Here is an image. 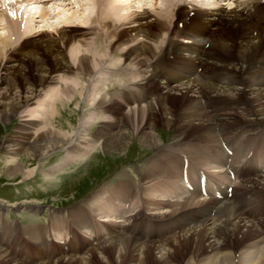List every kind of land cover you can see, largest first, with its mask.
<instances>
[{
	"label": "bare ground",
	"instance_id": "bare-ground-1",
	"mask_svg": "<svg viewBox=\"0 0 264 264\" xmlns=\"http://www.w3.org/2000/svg\"><path fill=\"white\" fill-rule=\"evenodd\" d=\"M142 1L94 0L98 14L95 18L87 15V18L95 21L98 28H89L88 33V31H84L85 28L81 25L70 30L67 27H62L63 24L62 26L59 25L55 35L44 31L37 33L35 51H28L32 46L30 43L26 44L28 45L25 47L26 50H23V42L17 48L19 49L18 55L21 52L27 53V51V55H29L27 60L20 62V65L19 63L18 65L14 64L17 62L16 59L9 61L5 56L10 41L14 44L22 37L20 36L21 33L20 35L17 33L20 31L17 15L5 13L6 25L11 33L0 34V86L3 83V87H0L1 119L8 122L18 112L22 110L24 112L28 105L34 103V99L44 87L55 84L56 80L53 74L65 72V83L61 86V90L55 92L53 89L54 94L48 93L49 104L43 102L54 111L55 100L58 101L60 95H63L67 102L75 100L74 96L77 94L82 96L84 88L81 83H78L79 79L87 77L88 80H92L93 74L96 73L101 76L105 74L115 75L116 72L110 73V67L104 70V66L110 60V65L119 68L111 59L123 57L119 62L134 66L135 69L124 70L126 79L133 83L127 85L124 92L120 91L124 98L120 102L121 105H128V102L137 103L136 94L133 90L140 86V89L150 86L147 91L148 98L157 91H160V95L153 102L146 101L145 107L133 108L120 114L122 107L119 106L118 100L114 103L111 100L108 102L103 97H98L97 86L90 83L89 88L87 84L90 92L87 97L88 102L92 100V108L95 112L92 120L95 121L102 110L108 112L114 121L111 122L114 125H108V128H113L103 141V150L119 151L124 149L128 133L124 129H117V131L114 129L117 128L120 120L127 127L136 125L134 130L138 134L139 143L148 149H157L162 142L151 131H147L148 128L154 130L159 124L175 129L178 135L174 139L178 144L168 147L166 153L155 157L156 164L146 166L143 172V178L147 182L146 179L153 177L155 173L154 165L157 168L156 173L159 175L162 188L148 193L152 190L142 185L133 190L129 185L126 186L125 182H120L112 188L114 192L109 191L112 192L110 197L100 200L103 194L99 192L92 198L94 207L90 210L95 213L99 221L105 220L102 223L109 235V238L94 248L93 251L105 246L113 254L111 258H116L117 264H123L124 259L130 255H132V261L129 264H148L145 255L152 246L155 251L154 256L157 259L155 264H176L172 260L174 258L173 245L177 244L180 247L186 242L191 244L193 248L190 257L183 264H264V232L256 233L257 227L262 226L264 219L256 220L254 217L246 215L253 201L247 198L244 201L246 203L244 206L235 208L232 203L224 200V194L228 197L226 191L230 182L227 175L230 176V174H225L222 168L226 166L229 160L233 162V165L242 161L247 153L254 149V146L250 142L237 141L233 156L225 157L219 147L217 136L214 134L216 128L223 130L231 127L236 130L240 126L248 128L249 132H253L259 123L264 124V12L263 8L257 6H263L262 0H233L235 7L229 10L223 6L200 10L198 7L187 3L186 0H159L160 5L155 6V10L145 9L146 5H143L145 8L142 11L135 10L130 11L127 15L121 14L120 11L124 9L126 11L132 9L130 6L132 3L134 4L133 8H136L135 5H140ZM75 2L76 0L53 1L49 5L50 9L47 16H57L56 19H60V13L69 10L65 7L71 6L72 8ZM121 2L123 6L120 7L118 3ZM142 7H139L138 10ZM122 8L124 9L121 10ZM190 13L193 15L188 19ZM44 16H46L45 11L39 15L40 18ZM20 17L21 14H19ZM84 22L87 21L84 20ZM179 23H183V29L178 27ZM161 33L166 34V37L158 40L157 43L156 39L157 37L159 39ZM87 34L93 35V39L88 43H93L94 48L87 47L85 54L82 50H73L74 53L71 51L73 53L71 56L72 65L65 62L64 49L74 43H83L81 39H84ZM175 34L179 38L188 40L180 42L178 38L177 40L174 38ZM198 37L199 40L196 39ZM102 40L104 41L102 42ZM207 42L209 46L205 49ZM126 43L132 44L127 47L129 44ZM121 44H125L127 48L124 46V49H120ZM84 45L79 48L84 49ZM214 48H218L220 52H217L222 53V55L217 54ZM110 50L114 51L112 58L106 55V52L112 53ZM33 52H35L34 55ZM78 52H82L81 55H77ZM102 53L105 54L101 55ZM169 56H172L173 60H168ZM4 58L7 61H4ZM128 59L131 62L126 61ZM199 68L202 71L197 74ZM120 70L122 69L120 68ZM72 72H75L73 78L70 76ZM140 76V81H137L136 78ZM151 77L162 80L163 84L155 82L144 86L141 80ZM106 79L107 82L109 79L108 77ZM138 82L140 85H136ZM119 86L116 89H119ZM61 100L59 101L62 102ZM174 102L178 103L179 106H175ZM235 105L241 107L239 114L231 112ZM33 115L34 111L26 110L22 117L28 118L24 119V125L22 123L18 128V132L26 136L25 139H27L21 142L30 143L29 147L24 148L16 143L17 140L14 142L8 138L3 144H0V150L4 151L3 154L12 163L7 164L4 171L5 175L9 177L21 174V180L30 179L35 172V168H31L34 160L39 161L56 149H65L71 139L70 130L66 128L54 130L51 129L53 127H47L40 135L31 132L33 128L30 126H34V124L29 117H33ZM239 121H242V124ZM85 124L88 125V121ZM142 125L145 127L142 128ZM85 127H81V135L86 134ZM112 131L115 132L111 133ZM222 132L225 134L229 131L223 130ZM100 140L103 139L99 135L97 141ZM192 142L202 144L194 148ZM94 147V140L86 141L85 147L79 150V155L69 151L67 147L66 159L67 161L80 159ZM260 148H263L264 151V143L256 144V151ZM176 153H182L188 157L183 155L184 159L180 161ZM19 157L30 160V163H16ZM64 164L67 165L68 163ZM263 171L264 168L260 172ZM197 172H202L203 175L208 174L206 194H213L214 196L221 194L220 200L214 196H211L210 200L200 198L203 194L200 191V178ZM184 173L187 184L192 188L191 191L185 188ZM210 174L219 177L217 183L211 184ZM196 176L197 179L194 180ZM246 178L245 181L248 183L252 180L250 182L251 187L263 191L260 194H264V176L257 174L253 178ZM223 180L224 182H222ZM157 184L158 181L154 183V185ZM172 189L182 199L179 196H173ZM222 190H225V193H222ZM248 194L251 193H241L242 197H238L239 205L244 204V202L239 203V201ZM128 201H132L131 204L128 203V210H122ZM205 204H208L206 208H204ZM200 205H203V208L196 210V207ZM118 207L120 208L117 209ZM189 209H194V211L185 213ZM239 209L242 211L240 212ZM137 211L147 212V215L160 219L157 220L160 222L154 226L158 225L157 227L162 233L158 230L152 231L149 227H140L147 237L157 232L159 234L155 238L157 240L150 241V243L141 242L142 245L139 243V238L136 237L135 228H128L126 222L130 219L133 222L134 218L137 217L135 214ZM212 211H215L213 216L211 215ZM92 213H89L91 220H96ZM113 218H119V221L115 222ZM86 221L88 220L85 219L82 225ZM110 226H114L115 229H110ZM77 228L80 230L81 226L78 225ZM177 229L180 231L175 234L173 231ZM113 233L116 234L112 235ZM129 233L130 236H127L126 234ZM30 235L35 237L31 239H37L38 243L42 245L41 233L34 231ZM53 238L55 241H61V236L58 233H53ZM63 240L66 238L64 237ZM153 242L156 243L154 246L152 245ZM74 259L68 258L71 261ZM83 260L84 258H81L82 262ZM14 261L0 251V264H18ZM43 262L45 261L43 260ZM46 264H50V262Z\"/></svg>",
	"mask_w": 264,
	"mask_h": 264
},
{
	"label": "rangeland",
	"instance_id": "rangeland-1",
	"mask_svg": "<svg viewBox=\"0 0 264 264\" xmlns=\"http://www.w3.org/2000/svg\"><path fill=\"white\" fill-rule=\"evenodd\" d=\"M143 1L140 5H135L136 8H133L134 4L131 2L132 5H130V6L132 7V9H130L129 11L128 10L126 11V9L122 8L121 10H123V9L124 10L120 11L121 14L127 15L128 13H130V11H135V10L136 11H142V10H144L143 8H145V7H146L145 9H148V10L149 9L155 10V6L157 7L160 5L159 0H143ZM34 2H32V3H34ZM42 4H44V3H42ZM147 4H148V7H147ZM75 5H77V1L75 2ZM121 5L123 6L122 2L118 3V6L121 7ZM143 5L144 6L146 5V6L144 7ZM104 7L107 8V6H104ZM139 7H142V8H140L138 10ZM208 7H210V6H208ZM20 8H21V6H17V8L14 11H18V9H20ZM31 8H33V7H31ZM35 8L38 9L37 7H35ZM96 8L97 7L94 3V0H82L81 10L79 12H77L76 10L72 11L73 9L72 10L69 9L70 10L69 13H67L68 10L63 11L59 15V18L61 20L56 19L57 16H50V17L47 16L49 14L48 11L50 9L49 5L46 6L45 8L43 6H41L40 10L38 9V11H34L33 9H30V13L27 16V18H28L27 22L24 23V22H21V20L20 21L18 20V22L21 23L22 25L20 26V31L17 33L19 35L21 33L20 36H22V37H20V39L17 41V43L13 44L12 41H10L9 46H8L7 50L5 51V56H6V58H8L7 60L10 61L11 59H16L17 62L14 63L15 65H18V63L20 65L22 63L21 62L22 60L23 61L27 60L29 57V55H27L28 51L29 50L35 51V49H36L34 46L36 45L35 40H36V36L38 35L37 33H41L44 31V32H48L52 35H55L56 30L59 29V27L62 26L63 24L64 25L62 27H67V29H70V30L76 29L77 27H79L77 25H81L83 28H85L84 31H88V33L90 30L89 28H91V27L94 29L98 28L95 21L90 22L91 19L87 18V15L94 17L93 14L95 13ZM51 9H52V7H51ZM43 11L46 12V16H44L43 18H40L39 15ZM36 12H37V14H35ZM2 13H3V17H4V12H2ZM20 14H21L20 19L25 17L24 12L20 11ZM5 20H6V17L2 18L1 12H0V34H3V35H7V33H9V34L11 33L9 27L6 25ZM30 20H31V22H30ZM66 20L68 21L67 23L69 24V26L66 23ZM84 20H86L87 22H84ZM64 21H65V23H64ZM82 23H85V24H82ZM89 25H90V27L88 28L87 26H89ZM96 34H94V35L96 36ZM161 36H163V35H161ZM161 36H159V38H161ZM92 39H93V35L87 34L84 39H81L83 43H77V44L74 43L73 45H68L64 49V55H65V60H66L65 62L72 65L73 62L71 60L72 59L71 56L74 53L73 50H76V49H78L77 51L82 50V52L85 54V50L87 49V47H89V46L93 47L94 46L93 43H88V42H91ZM95 40H97L96 37H95ZM156 40H157L156 42L158 43V37ZM103 41L104 40H102V42ZM19 42H23V45H24V47H23L24 49L22 48L23 50H26L25 47L28 46V45H26L27 43L32 44V46H30L29 49L27 48L28 49L27 53L21 52L18 55L19 49H15V47H16L15 45H18ZM82 44L83 45L85 44L84 49L79 48V47L83 46ZM91 44H93V45H91ZM118 44H119V42L117 43V45ZM126 44H129L127 46V47H129L132 43H126ZM124 46L126 47L125 44H121L119 46V48L124 49ZM98 49H101V47H98ZM110 49H111V47H110ZM111 50H110V52H112V53H110V54L108 52H106L107 57H111V58L113 57L114 51H111ZM125 50H122V51L125 52ZM214 50L217 54L222 55V53H219L220 50L218 48H214ZM217 51H219V52H217ZM82 52H80V53L78 52L77 55H81ZM98 53H99V51H98ZM34 54H35V52H33V55ZM103 54H105V53H102L101 55H103ZM3 56H4V54H3ZM15 56H18V58ZM6 58H4V61H7ZM114 58H115L114 62L117 61V65L121 63V62H119V61H121L120 59H118L116 57H114ZM121 58H123V57H121ZM1 59H3V58H1ZM76 59H75V61H76ZM109 61L110 60H108V62L105 64L104 70L106 68H109V67L113 68V65H110ZM126 61H130V59H128ZM114 69L115 70L117 69V70L113 71V72L110 71V73L116 72L115 75L119 78L123 77L122 79L124 82L120 84L119 89H116V87H114L112 89V92L120 94V91L124 92L126 90V86L129 84H132L133 82L130 81L129 79L124 80V77H125L124 70L119 71L120 67L114 68ZM114 69H112V70H114ZM74 73L75 72L70 73V74H72V75H70L71 78H73L72 76H74ZM66 74H68V73H66ZM93 75H98V73L93 74ZM141 75H143V74H141ZM65 76H66L65 72H63V73L61 72L59 74H53V77L56 80L55 84L54 85H48V86L44 87V89H42V91H40V93L37 95V98L34 99V103L28 105V107H26L25 111L26 110L27 111L29 110L30 112L34 111L33 117H29L30 120L32 119V123L34 124V126L33 125L31 126L32 128L35 129V130H32V132L35 131L34 133L40 135L43 132V130H45L47 127H53L51 129H54V130H56V129L60 130L62 128H66L67 130H70L69 133L71 134V139H70L68 144L72 145V146H75L76 144L81 145L82 144L81 142H83V137H81L82 136L81 135L82 134V128L81 127L86 126L85 123L87 121L88 122L94 121V120H92V117L94 116V113H95L92 110V100H90V102H88V98H87L89 93H90L88 90V85L92 82L91 79L88 80L89 78L84 77L85 79L82 78V79L78 80V83H81L83 85L84 89H83L82 96H79L78 94L74 96L75 100L67 102V100H65V97L63 95H60L59 100H61V98H62V100H61L62 102H60L59 100L57 101L56 113H53V114H55V116H54V121L52 122L51 125H48L46 127L47 118L48 117L50 119L52 118V117H50L49 111L47 109L40 110L38 112L39 116H37V110H38L37 108L41 109L42 106L45 105L44 104L45 102L48 103V99H49V98H47L49 96L48 93L51 92L50 94H54L56 92V90L57 91L61 90V86L65 83L64 82ZM107 77L110 81L108 80L107 82H104L103 79H106ZM93 79H97V76H95ZM89 81H91V82L89 83ZM114 82H117V79L114 76L111 78H110V76H107V75L105 77H103L101 79V82L98 84L100 89L103 88V91H101L100 94L105 92L107 90V87ZM94 83L97 84L95 81H94ZM92 84H93V82H92ZM136 85H140L139 82L136 83ZM0 87H3V83L1 84ZM140 87H137V89H140ZM89 88H90V85H89ZM53 89L55 90L54 93L52 92ZM46 92H47L48 96L46 95ZM156 99L157 98H155V100ZM40 100L42 101V104H41ZM174 103H175L174 104L175 106H179L178 103H176V102H174ZM55 106H56V103H55ZM239 110H240V106L237 107V109H235L232 112L235 114H239L238 113ZM25 111L23 112V110H22L21 111L22 113L18 112L15 115V117L10 119L8 122L5 119H1V116H0V144H3L5 139L8 138L9 140H12L14 142L17 140L16 141L17 144L23 145L22 142L18 143L20 140H23V136H24L23 134L18 132V128H20V126L22 125L23 120L28 118V117H22L25 114ZM87 115H88V117H86ZM108 115L109 114L104 115L103 117H107ZM34 116H37V117L34 118ZM98 121L99 120H95L94 123H92V127L90 128V130H88V134H86V136H88L89 138L93 137L97 141V139L100 135L101 138L103 139L102 140V142H103L108 137V132L110 130H112L113 127L110 129L106 126H103L105 124L97 123ZM23 125H24V123H23ZM112 125H114V124H112V123L109 124V126H112ZM259 125H262V124L259 123ZM134 126H136V125H134ZM134 126L130 125L129 127H127L126 124H123V128H121V129L126 130L128 133L126 145L123 147L124 148L123 150H119V151H117V150L116 151H111V150L108 151L107 149L103 150V143L101 142L100 144L96 145L95 149L89 154V156L86 160L82 161L80 158V160H81V161L79 160L80 162L76 161L71 165V167L68 166V167L63 168V167H61V165L64 162L65 154L67 155V149H66V153L64 152V149H62V148L56 149V150L52 151L51 153H49L44 158L40 159L39 161L34 160L31 168H35V172L33 174L34 176H32L30 179L21 180V176H20L21 174H19V176H15V177H9V176L5 175L4 171L7 168V164L9 165V163L10 164H12V163H11V161H9L7 159V156L3 154L4 151L0 150V201H5L4 199H2L5 197L4 194H2V193H6V191L3 192L4 190H10L5 195H8V194L12 195V193H14L15 191L20 193V195L14 196L13 199H11L10 196L8 195V197L11 200L10 202L7 201L8 206L5 207L3 202L0 203L2 205V208L4 207L3 212H6L9 215L7 217V219H8L7 232L17 233L16 236L14 237L15 238V240H13L14 242L12 241L14 246H17V245L24 246L25 245L24 246L25 248L21 251H16L15 248L13 249L14 246H8V248H12V250L11 249L10 250H4L2 247H0V251L2 253H8V254H10L12 252V256L15 257V255H16V257H17L14 262H16L18 264H36V262H37V264H46V263L50 262L49 260L52 256H50V258H48L47 256H45L46 253L44 252L43 249L35 247L34 245H29V243H27L23 239V236H24L23 233L31 232L33 234L34 233L33 231H35V228H34L35 224H39L40 226H42L41 224L43 222H45L47 220L51 221L52 219L50 220V218H52L53 212H61V211H65V210L70 211V209H72L74 207L77 209L76 215H79L81 212L80 209H82L81 207L79 208V206L84 205L85 203H89V206L93 207L94 201L92 200V197H94L95 194L101 192L102 194L106 193L104 196H107V195H109V193L114 192L112 188L115 187L121 181H131V182L132 181L133 182L139 181L140 185H142L145 188L147 187V189L152 190L151 192H148V193H152L153 190H155V189L162 188L161 187V181L158 178L159 175L156 172L153 174V177L151 176L150 178L146 179L147 182L143 178V172H144L146 166H149L150 164H156L155 157L160 156V155H156V154L161 152L160 151L161 148L164 150L163 147H166L167 145L173 144V142H175L174 138L177 137L178 134H177V132H175V129L172 128L171 126L166 127L162 124H159L154 130L151 129V132L153 133V135L158 140L162 141L160 143V146H159L160 149L157 148V149L151 150V149L144 147L143 145H141L139 143V137H138V134L134 130ZM141 127L143 128L145 126L142 125ZM262 127H264V126H261V128ZM114 129H116L115 131H117V128H114ZM118 130H119V127H118ZM115 131H112L111 133H114ZM147 131H150V129L148 128ZM32 139H33V137H32ZM90 140H92V139H90ZM185 140H188V139H185ZM175 143L178 144V142H175ZM29 144H24L23 147L27 148V147H29ZM92 145H93V143H92ZM23 158L24 157H19V159L16 161V163H21V162H24L27 164L30 163V160H25ZM25 158H27V157H25ZM155 174H157V177ZM210 175L213 176L212 174H210ZM214 177L216 179L219 178L216 176H214ZM156 181H158V184L154 185V183ZM135 184L136 185L134 186V188L140 186V185H138V183H135ZM238 186H243V185L240 184ZM164 187H165V185H164ZM109 191H112V192H109ZM251 195H253V194L251 193L248 195H244L243 198L239 201V203L244 202L247 198H250V200L253 201V199L251 198ZM260 197L261 196L259 195L257 198H260ZM35 200H37V201H35ZM131 202H130V204H131ZM245 204L246 203L244 202V204H241V205L244 206ZM1 205H0V208H1ZM119 208L120 207H118L117 209H119ZM28 209H31V211L29 213L26 211ZM78 209H79V211H78ZM122 210H124V209H122ZM34 211H37V212H34ZM142 213L147 215L146 214L147 212H140V211L135 212V214L137 216L139 214H142ZM118 219L119 218L114 219L115 222L119 221ZM137 219L144 220L142 217H139ZM126 224H128V223L126 222ZM263 226L259 225L257 227L258 230L256 231V233L263 232V230H264ZM12 227H14V228H12ZM10 228H12V229H10ZM76 236H77V238H79L78 240L81 241V243H82L83 238L81 236H79L78 234H76ZM30 238H35V237L30 235ZM105 239H107V236H105ZM31 240L34 243L38 244L37 239H34V240L31 239ZM139 243H141V242H139ZM149 243H147V244H149ZM102 244H103V242H102ZM141 244L143 245V243H141ZM155 244H156L155 242L152 243L153 246ZM176 245L175 244L173 245V248H174V250L172 252L173 257H174L172 259L173 263L183 264L184 261L190 257L191 249L193 248V246L191 244L186 243V242H185V244L181 245L180 247L178 245L177 246ZM56 246H58V245H56ZM96 247H98V246H96ZM51 250L53 252L55 249H51ZM57 250H56V255L61 253L60 248L57 247ZM93 250H94V248L90 249L86 253L87 255L84 254L85 256L80 254L81 255L80 257L84 258L83 262L81 261V258L78 257L79 255L77 257H71V258H75L73 261L68 260V258L72 255L71 254L70 256H66L62 260L60 259V260H56L55 262H50V264H117L116 258H113V257L111 258V256L113 254H111V252L108 250L107 247L102 246L98 250H95V251H93ZM8 254H7V256H11ZM154 254H155V251L153 250V248L151 246V250L149 252H147V255H145V258H147L146 260H147L148 264H155L156 263L155 260H157V259L155 258ZM47 255H51V254L48 253ZM35 256H37V257H35ZM37 258H39V259H37ZM47 258H48V260H47ZM131 258H132V255H130L129 257H126L124 259L123 264H129L132 261ZM43 260L45 262H43Z\"/></svg>",
	"mask_w": 264,
	"mask_h": 264
}]
</instances>
